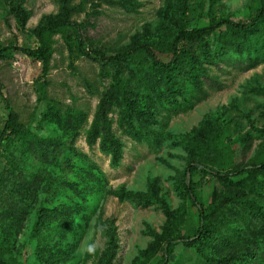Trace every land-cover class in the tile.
<instances>
[{
    "label": "rangeland",
    "instance_id": "rangeland-1",
    "mask_svg": "<svg viewBox=\"0 0 264 264\" xmlns=\"http://www.w3.org/2000/svg\"><path fill=\"white\" fill-rule=\"evenodd\" d=\"M183 0H71L72 24L52 35L53 53L44 76L41 63L20 51L0 56V89L17 113L16 131L0 146V264H99L114 233L110 264H159L164 229L196 207L178 191L188 181L184 140L211 117L232 138L237 162L254 152L264 129V62L250 69L213 66L220 86L187 111L158 97L152 80L134 91L139 116L113 107V135L122 142L119 165L101 141L89 147L86 131L101 91L139 71L149 53L166 60L169 19ZM187 27L211 17L241 22L264 0H185ZM59 0H0V48H35L37 27L59 11ZM218 34L208 40L215 51ZM147 49L124 59H106L126 46ZM78 44L88 51L82 53ZM228 55V54H219ZM106 59V60H105ZM224 59V60H221ZM121 83V82H120ZM219 87V88H218ZM7 110L0 96V131ZM204 197L207 175L196 178ZM168 264H214L183 244L173 228Z\"/></svg>",
    "mask_w": 264,
    "mask_h": 264
},
{
    "label": "trees",
    "instance_id": "trees-1",
    "mask_svg": "<svg viewBox=\"0 0 264 264\" xmlns=\"http://www.w3.org/2000/svg\"><path fill=\"white\" fill-rule=\"evenodd\" d=\"M216 1L210 0V5ZM59 2L58 13L37 27L38 45L35 48L4 46L0 48V56L7 51H20L39 60L45 76L53 53L52 35L72 24L70 13L78 7L72 5L71 0ZM181 2L183 6L176 17L168 20L173 29L169 36L168 58L164 60L149 53L147 71L128 75L117 81V86L109 87L99 95L85 141L91 147L100 140L110 155L112 167L118 166L122 158V142L113 135L110 112L113 107L121 106L123 115L139 116L142 109L135 105L133 95L136 94L134 91L147 85L148 79L153 81L151 85L158 97L168 99L176 111H187L207 97L210 85H206V80L220 86L213 70L219 58L229 56L226 66L234 62L231 67L243 70L264 62V4L245 21L211 17L206 25L187 27L184 21L186 3L185 0ZM215 33L218 43L214 51L208 38ZM147 47L146 43L126 46L106 57L97 51L94 53L117 60L139 54ZM78 48L84 54L89 53L81 44ZM0 96L7 110V119L0 131L1 146L16 131L17 113L1 89ZM211 119L203 120L184 140L189 155L185 168L188 181L179 183L178 191L196 207L195 218L182 211L176 217L175 225L165 227L161 238L165 243L164 254L159 264H168L174 244L171 236L174 226L179 230L176 236L179 241L193 247L203 259L214 264H264V129L252 155L237 162L232 138L223 134L221 126L211 125ZM200 175L210 179V192L206 197L196 185ZM115 248L112 232L99 264H110Z\"/></svg>",
    "mask_w": 264,
    "mask_h": 264
}]
</instances>
